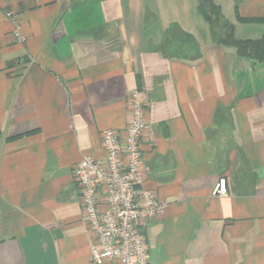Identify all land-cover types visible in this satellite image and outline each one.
Instances as JSON below:
<instances>
[{"label":"crops","instance_id":"crops-1","mask_svg":"<svg viewBox=\"0 0 264 264\" xmlns=\"http://www.w3.org/2000/svg\"><path fill=\"white\" fill-rule=\"evenodd\" d=\"M212 1L236 39L264 35L239 20L264 19V0ZM205 15L199 0H0V264H96L72 169L104 158L135 88L155 136L143 186L165 203L140 227L148 264H264V62Z\"/></svg>","mask_w":264,"mask_h":264},{"label":"built area","instance_id":"built-area-1","mask_svg":"<svg viewBox=\"0 0 264 264\" xmlns=\"http://www.w3.org/2000/svg\"><path fill=\"white\" fill-rule=\"evenodd\" d=\"M15 39L22 43L16 19ZM148 94L132 89L128 99V117L124 130L105 128L101 131L104 152L102 160L84 155L72 169L79 188L83 220L93 233L95 243L91 259L96 264L116 261L118 264H148V245L141 226L162 215L165 203L153 190L143 186V142H155L153 126L145 118ZM227 193L224 177L211 189L213 196Z\"/></svg>","mask_w":264,"mask_h":264},{"label":"trees","instance_id":"trees-1","mask_svg":"<svg viewBox=\"0 0 264 264\" xmlns=\"http://www.w3.org/2000/svg\"><path fill=\"white\" fill-rule=\"evenodd\" d=\"M199 3L206 14L205 16H207V20L210 22V24H213V21L215 22V20L211 18V15L207 13L206 10H208L209 8H211L212 10L218 9V6L214 4L212 0H199ZM239 20L242 22H264V19L260 18H239ZM222 42L224 44L234 46L236 48L237 54H239L240 56H243L252 61L264 62V35L255 39H236L234 37L233 25L230 24L228 34L226 36H223Z\"/></svg>","mask_w":264,"mask_h":264},{"label":"rangeland","instance_id":"rangeland-1","mask_svg":"<svg viewBox=\"0 0 264 264\" xmlns=\"http://www.w3.org/2000/svg\"><path fill=\"white\" fill-rule=\"evenodd\" d=\"M206 11H207V13H209L211 15V18H213L215 20V22L213 21V24H212L214 31L216 33H220V34H217V36H219V37L221 36L222 40H223V36H226L228 34L229 26L231 23H229V21H227L225 18H223V16H221L219 9H213L212 10L211 8H209Z\"/></svg>","mask_w":264,"mask_h":264}]
</instances>
